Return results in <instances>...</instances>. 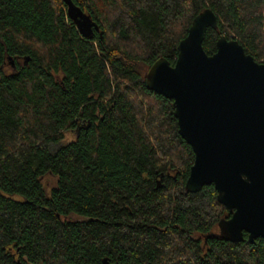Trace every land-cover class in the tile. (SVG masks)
I'll return each instance as SVG.
<instances>
[{"label": "trees", "instance_id": "obj_1", "mask_svg": "<svg viewBox=\"0 0 264 264\" xmlns=\"http://www.w3.org/2000/svg\"><path fill=\"white\" fill-rule=\"evenodd\" d=\"M71 1L90 38L63 0H0V264H264L220 233L213 186L185 190L194 154L145 84L207 8V55L224 35L264 63V0Z\"/></svg>", "mask_w": 264, "mask_h": 264}, {"label": "water", "instance_id": "obj_2", "mask_svg": "<svg viewBox=\"0 0 264 264\" xmlns=\"http://www.w3.org/2000/svg\"><path fill=\"white\" fill-rule=\"evenodd\" d=\"M79 34L90 38L98 26L71 0H63ZM207 29H217L210 9L191 22L171 66L157 59L145 74L146 88L172 101L178 134L194 161L185 190L213 186L216 199L230 213L218 228L232 243L264 240V63L224 35L216 51L202 47ZM13 65V63H10ZM102 264H110L107 259Z\"/></svg>", "mask_w": 264, "mask_h": 264}, {"label": "rangeland", "instance_id": "obj_3", "mask_svg": "<svg viewBox=\"0 0 264 264\" xmlns=\"http://www.w3.org/2000/svg\"><path fill=\"white\" fill-rule=\"evenodd\" d=\"M11 68H12V66L8 65L7 71H10ZM74 137H75L74 133H72V132L66 133L64 135V138H63L61 144H65L67 142L72 141L74 139ZM41 182H42L44 188L47 190V192H49L50 188H52L55 185V178L51 175H46L41 179Z\"/></svg>", "mask_w": 264, "mask_h": 264}]
</instances>
